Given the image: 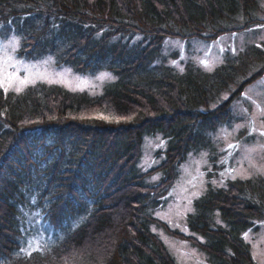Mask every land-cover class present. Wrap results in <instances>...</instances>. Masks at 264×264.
I'll use <instances>...</instances> for the list:
<instances>
[{
    "label": "trees",
    "instance_id": "16d2710c",
    "mask_svg": "<svg viewBox=\"0 0 264 264\" xmlns=\"http://www.w3.org/2000/svg\"><path fill=\"white\" fill-rule=\"evenodd\" d=\"M260 5L0 0V40L13 29L26 34L27 18L39 21L24 36L21 54L32 49L27 56L38 60L41 47H49L58 66L116 75L92 95L43 81L20 93L0 87V264H186L171 252L167 235L197 246L203 264H258L246 235L264 221V175L214 184L232 172L223 160L206 169L208 185L191 208L174 215L179 221L169 215L179 168L198 147L212 150L208 133L233 119V103L262 77L264 45L228 51L212 71L188 62L186 71L176 72L159 56L167 38L211 40L264 23ZM56 47L66 48L64 54ZM249 68L257 73L248 79ZM155 136L166 144L156 152L160 162L139 166L145 139ZM30 186L45 194L35 195L36 211L25 212H36L51 233L29 227L19 209L18 189L30 194ZM35 235L42 242L28 252L27 239Z\"/></svg>",
    "mask_w": 264,
    "mask_h": 264
},
{
    "label": "rangeland",
    "instance_id": "374dc122",
    "mask_svg": "<svg viewBox=\"0 0 264 264\" xmlns=\"http://www.w3.org/2000/svg\"><path fill=\"white\" fill-rule=\"evenodd\" d=\"M260 3L259 9L262 11L264 0H260ZM43 4L41 9L47 12L49 6L46 2H43ZM33 19L27 18L26 21H23V25L27 26L26 34H14L13 29L9 36L0 40V87L4 88L5 91L20 93L29 86L35 85L36 82L43 81L42 83L50 86H62L71 91L87 92L92 95L104 92L106 84L116 79L115 73L108 70L92 69L93 72L96 71V73L92 74L91 72L76 71L72 66H58L53 59L52 53L48 51L49 47L46 49L41 47L43 49L42 58L38 60L33 58V54L32 57L27 56L28 53H32V49L26 50L21 54L20 49L27 45L24 36L32 35L31 31H34V29L29 30L39 24V21L35 20L33 22ZM260 32H262L261 35ZM133 38L136 41L141 40L137 36ZM212 38L211 40L167 38L159 60L161 61L165 58V64L180 73L186 71L188 62L200 69L212 71L223 61L228 51L238 53L245 46H249L252 43L264 45V23H255L245 29H240L238 32L223 33ZM36 42L38 41L36 40ZM134 43L131 42V45ZM37 50L35 49L33 52ZM58 50L59 54H61L63 53L61 51H65L66 48H58ZM173 54H176L177 57H174ZM263 64L264 62L261 65ZM256 71L257 68H254V70L249 68V71L244 76L249 79L251 76L256 75ZM232 114L233 119H230V122L220 126L214 132L208 133V138L210 136L209 141H205L210 142L212 150L198 147L179 168V175L173 183L171 200L174 207L169 215L173 219L179 221L174 215L179 216L191 208L195 198L208 185V171L206 169L213 168V165L221 164L223 160H230L228 162L232 172L230 173L226 170L213 182L214 184H221L227 178L236 180L256 177L259 174L264 175V71L262 77L247 85L243 96L233 103ZM165 146V141L161 136L146 138L139 166H145L147 169L156 166L160 162V160L156 159V152L165 149ZM220 152H223V155L219 156ZM210 155L219 157L218 159L214 157V164L210 161ZM34 188L35 186L29 187L32 190H30V194L25 191L24 193L26 194H24L20 188L18 189V196L21 197L22 195L24 197V208L19 207L23 217L28 215L25 211H30V209L37 207L33 206L39 202L35 195L45 194L44 191L40 194L41 189L38 190V193L34 192ZM30 195L31 197L33 196L34 200L29 197ZM46 198L47 195L44 196V199ZM35 214L36 212H32V214L28 215V225L30 227L32 223H35L41 229L43 225L39 224V218L36 219ZM43 229L50 233L53 231L52 227L48 225L43 226ZM181 230L187 232L185 226ZM36 236H29L27 239L29 240L27 244L28 252L40 246L42 241L39 240V236ZM164 239L173 255L177 259V256H179L181 263L183 261H186V264H203V262H206V259L202 256L203 254L200 253L201 251L197 249L198 247L190 241L168 235ZM246 239L251 244L252 254L257 263L264 264V221L261 222L258 231L247 233ZM191 249L196 250L193 251Z\"/></svg>",
    "mask_w": 264,
    "mask_h": 264
}]
</instances>
